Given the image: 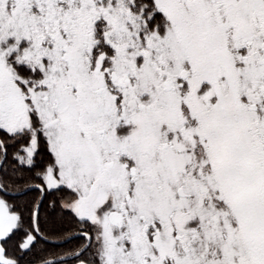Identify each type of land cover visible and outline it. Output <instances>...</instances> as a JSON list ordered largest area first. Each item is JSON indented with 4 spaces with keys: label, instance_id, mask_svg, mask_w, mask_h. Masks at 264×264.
<instances>
[{
    "label": "rangeland",
    "instance_id": "1",
    "mask_svg": "<svg viewBox=\"0 0 264 264\" xmlns=\"http://www.w3.org/2000/svg\"><path fill=\"white\" fill-rule=\"evenodd\" d=\"M134 1L0 0L1 57L28 40L46 59L0 130L30 131L28 163L36 115L45 187L70 191L96 264H264V0Z\"/></svg>",
    "mask_w": 264,
    "mask_h": 264
},
{
    "label": "trees",
    "instance_id": "2",
    "mask_svg": "<svg viewBox=\"0 0 264 264\" xmlns=\"http://www.w3.org/2000/svg\"><path fill=\"white\" fill-rule=\"evenodd\" d=\"M151 7L152 5L149 2L147 11L141 17L147 23L149 30L152 29L155 21L160 20L159 16L155 17ZM147 17H151L149 22L146 20ZM31 120V130H34L38 140V148L33 151L28 163L24 160L23 152L29 145L28 136L31 134L30 131L14 135L0 130V142L5 153L0 168V186L9 193H19L30 186H41L43 188L44 198L37 213L36 224L39 234L44 239L60 242L77 233L88 234L91 237L92 232L89 231L85 220L72 217L62 211L60 207V201L67 197L70 191L65 188L47 189L45 187L44 174L48 168L53 167V155L47 147L46 137L41 126H39L38 119L32 116ZM1 157L2 148L0 146V159ZM0 195L6 200L8 212L17 213L15 226L0 241L3 255L6 260L10 259L12 261L9 264H40L54 258H62L64 255L65 257L73 255L84 246V237L72 239L62 245H51L43 242L35 235L32 215L40 199L38 190L26 192L19 196H5L2 193ZM26 241H28V245L24 248ZM96 256L91 244L78 258L56 264H75L79 261L86 264H96Z\"/></svg>",
    "mask_w": 264,
    "mask_h": 264
},
{
    "label": "flooded vegetation",
    "instance_id": "3",
    "mask_svg": "<svg viewBox=\"0 0 264 264\" xmlns=\"http://www.w3.org/2000/svg\"><path fill=\"white\" fill-rule=\"evenodd\" d=\"M22 9L27 12V7ZM27 16L32 18L33 13L30 12ZM15 45L16 46L14 47H16V51H11L8 57L6 56V58H3L0 54V104L5 105L4 110H2L4 116L9 114L12 109L19 111L22 104L27 105V107L30 106L32 97L37 91V80L40 78L35 66V61L37 58L42 62L46 60L44 59L45 57H37L35 50L36 43H31L27 40V42L23 41L17 44L15 43ZM49 45L50 43H40V46L46 50L51 47ZM29 112L31 117H36L35 114L31 113L30 109ZM119 112L120 117H124L125 114H123V109ZM230 174L232 175V172L229 170V175ZM143 235L144 234H142V236ZM185 235H187V233L183 230L181 238L184 239Z\"/></svg>",
    "mask_w": 264,
    "mask_h": 264
},
{
    "label": "water",
    "instance_id": "4",
    "mask_svg": "<svg viewBox=\"0 0 264 264\" xmlns=\"http://www.w3.org/2000/svg\"><path fill=\"white\" fill-rule=\"evenodd\" d=\"M4 157H5V154L3 153L2 154V158L0 160V168H1V165L4 161ZM33 190H39L40 193H41V196H40V199H39V202L34 210V213H33V229H34V232L35 234L45 243L47 244H51V245H62V244H65L66 242L72 240V239H75V238H79L80 236H83L81 234H76V235H73L71 237H69L68 239L64 240V241H60V242H55V241H49V240H46V239H43L39 234H38V231H37V227H36V217H37V213H38V210H39V207L43 201V198H44V192L42 191V188L41 187H38V186H32V187H29L28 189H26L25 191L21 192V193H17V194H13V193H8V192H5L2 190V188L0 187V192L3 193L4 195H11V196H19V195H23L25 194L26 192H30V191H33ZM111 219L113 221H117L118 220V217L116 215H112L111 216ZM5 222V218H3L1 215H0V231L3 227V224ZM85 238H86V243L84 245V247L76 254H74L73 256L71 257H67V258H60V259H56V260H51V261H46L44 263H41V264H55V263H59V262H63V261H66V260H72V259H75L77 258L78 256H80L82 254V252H84L87 247L89 246L90 244V238L88 236L85 235ZM77 264H84V263H77Z\"/></svg>",
    "mask_w": 264,
    "mask_h": 264
}]
</instances>
